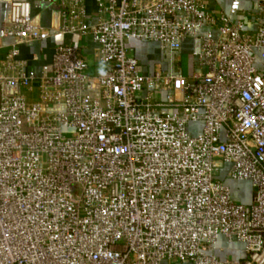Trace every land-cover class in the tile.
Wrapping results in <instances>:
<instances>
[{
  "label": "built area",
  "instance_id": "built-area-1",
  "mask_svg": "<svg viewBox=\"0 0 264 264\" xmlns=\"http://www.w3.org/2000/svg\"><path fill=\"white\" fill-rule=\"evenodd\" d=\"M7 2L0 264H264V3L247 30L208 0ZM64 35L39 74L19 57ZM128 41L160 60L142 71Z\"/></svg>",
  "mask_w": 264,
  "mask_h": 264
},
{
  "label": "crops",
  "instance_id": "crops-1",
  "mask_svg": "<svg viewBox=\"0 0 264 264\" xmlns=\"http://www.w3.org/2000/svg\"><path fill=\"white\" fill-rule=\"evenodd\" d=\"M35 1V0H31ZM264 3V0H208L207 10L211 15L215 17L217 22L220 21L221 16H228L232 21L242 20L244 26L247 30H253L256 27L254 21L257 4ZM92 9L89 3V10ZM8 12V2L7 0H0V27L3 20L5 19ZM32 15L38 24L44 27H48L53 20L54 16L51 9L47 6L41 8H32ZM69 36H56L47 38L39 43H34L32 45H20L19 57L26 59L28 61V69L39 74L41 68L48 64L51 60L53 49L58 43H68L70 41ZM73 40H76L75 38ZM8 38H0V60L5 56L7 52V44L9 43ZM88 39L77 40V44L84 46L88 44ZM128 45L133 49V53L140 62V67L142 71H149V66L160 60L161 55L155 43L149 42H134L128 41ZM90 49H84V56L89 60ZM182 71L184 74L190 72L191 67L194 62V58L191 55V43L190 41H185L182 45ZM36 55V59L33 58ZM183 62L185 65H183ZM184 67V68H183ZM245 183V182H241ZM250 194V193H249ZM249 201V195L245 198L243 203Z\"/></svg>",
  "mask_w": 264,
  "mask_h": 264
},
{
  "label": "rangeland",
  "instance_id": "rangeland-1",
  "mask_svg": "<svg viewBox=\"0 0 264 264\" xmlns=\"http://www.w3.org/2000/svg\"><path fill=\"white\" fill-rule=\"evenodd\" d=\"M90 60H91V58L89 57V62H90ZM183 65H185L184 62H183ZM61 131H62V133H65V134L71 133L70 130L65 128V127H63ZM226 183L230 187L231 195H232L233 199H235L239 202H244L245 198L250 193V187H249L248 183L247 182L239 183V182L231 181V180H227ZM231 246H234V245H231Z\"/></svg>",
  "mask_w": 264,
  "mask_h": 264
}]
</instances>
